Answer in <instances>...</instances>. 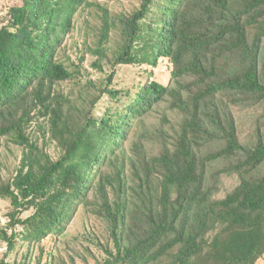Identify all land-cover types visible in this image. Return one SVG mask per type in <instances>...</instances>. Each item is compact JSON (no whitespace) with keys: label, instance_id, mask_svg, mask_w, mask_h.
Segmentation results:
<instances>
[{"label":"trees","instance_id":"trees-1","mask_svg":"<svg viewBox=\"0 0 264 264\" xmlns=\"http://www.w3.org/2000/svg\"><path fill=\"white\" fill-rule=\"evenodd\" d=\"M156 1L140 0L113 21L103 8L88 48L98 56L94 66L113 68L104 80L83 75L84 56L69 65L61 55L90 0H22L7 9L0 138L10 137L23 155L0 184L13 206L0 238L9 253L18 243L26 249L0 264H32L33 247L48 238L54 246L82 207L113 243L91 232L106 254L93 255L94 264H257L264 257V129L243 141L234 110L264 102V0H158L151 18ZM161 58L173 66L168 84L148 80L135 92L112 85L118 64L157 66ZM33 123L48 131L46 144L34 138ZM221 161L226 166L215 169ZM224 173L238 183L219 197ZM51 249L42 248L46 264H67ZM72 251L66 257L75 264L88 247Z\"/></svg>","mask_w":264,"mask_h":264},{"label":"rangeland","instance_id":"rangeland-1","mask_svg":"<svg viewBox=\"0 0 264 264\" xmlns=\"http://www.w3.org/2000/svg\"><path fill=\"white\" fill-rule=\"evenodd\" d=\"M22 0H0V27L7 22L8 15L7 9L15 4H20ZM94 5L86 8L75 20L74 29L65 37L64 44L61 49V55L64 61L71 65L78 63L80 58L83 57L82 67L83 75L85 77L92 78L94 80H104L113 71V68L103 61V69H99L94 66L93 63L98 57L93 54L88 48L89 44H92L93 40H97L99 37V31L103 25V10L106 9L109 12L110 18L113 21L121 14L131 13L136 9L140 0H90ZM164 0H161V3ZM158 0L154 5L151 12L152 15L157 12ZM104 8V9H103ZM117 37L114 35L111 47L116 46ZM172 64L169 58H161L157 66L148 64H118L115 67L116 75L113 80L115 88L127 92L130 89L132 92L137 90V87L148 80H156L163 84H168L171 79ZM125 97V103L129 102L130 96ZM108 97L105 96L99 103L96 113L101 114L103 108L106 107L105 100ZM249 107L242 108L235 107V116L237 117V126L240 137L243 141H252L255 135V130L259 126L264 129V102L261 104H251ZM34 138L38 140L40 145L48 142V131H46L40 125L33 123L31 128ZM47 149L51 152L53 157L57 158L60 151L56 148L55 144L47 146ZM23 155V147L13 142L10 137L0 138V184L2 180L12 178L20 165ZM226 166L224 161L214 164L215 169H220ZM238 183V177L230 176L228 174H222L216 189L217 196L223 197L228 191H230ZM13 209L12 203L9 199L0 197V226H4L7 221L10 220L8 213ZM31 211H24L23 216H27ZM16 229H20L16 227ZM11 229L9 232L11 233ZM91 232H95L99 236V240L102 244L113 245L110 238L106 236V225L101 223L94 214L90 211H86L82 207L77 216L68 226L64 236L58 239L53 246V239H45L41 244H37L32 249L33 261L32 264H38V257L40 258V264H46L47 256L42 254V248L44 250L51 249L54 254L61 255L67 264L72 262L66 257L68 253L76 254L72 250L84 252L88 247V252L84 255H76L75 264H94L95 259L93 255L103 258L106 256L104 249L99 245L97 246L92 242ZM68 245V246H67ZM70 247L69 248H66ZM26 247H21L20 243L17 244V249L9 253L8 245L5 240L0 238V262L4 259L5 254H9L6 257L7 261L13 262L15 258L20 260L23 250ZM72 251V252H71ZM89 253V254H88ZM264 264V257L257 263Z\"/></svg>","mask_w":264,"mask_h":264}]
</instances>
